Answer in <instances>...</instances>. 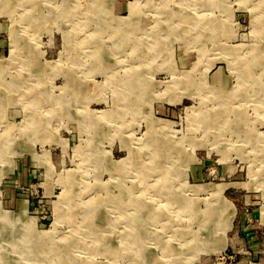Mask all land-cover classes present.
I'll return each instance as SVG.
<instances>
[{
	"label": "rangeland",
	"instance_id": "obj_1",
	"mask_svg": "<svg viewBox=\"0 0 264 264\" xmlns=\"http://www.w3.org/2000/svg\"><path fill=\"white\" fill-rule=\"evenodd\" d=\"M0 39V264H264V0H0Z\"/></svg>",
	"mask_w": 264,
	"mask_h": 264
},
{
	"label": "bare ground",
	"instance_id": "obj_2",
	"mask_svg": "<svg viewBox=\"0 0 264 264\" xmlns=\"http://www.w3.org/2000/svg\"><path fill=\"white\" fill-rule=\"evenodd\" d=\"M13 42V41H12ZM78 43V42H77ZM14 44V43H13ZM12 52H13V50H12ZM139 166H141V165H139ZM137 202V201H136ZM127 203V202H126ZM138 214V213H137ZM136 216V215H135ZM139 219V218H138ZM136 222V221H135ZM51 238V237H50ZM50 241V240H49ZM61 242V241H60ZM63 243V242H62ZM72 245V244H71ZM69 247V246H68ZM109 251V250H108ZM45 258V257H44ZM66 259V258H65Z\"/></svg>",
	"mask_w": 264,
	"mask_h": 264
},
{
	"label": "crops",
	"instance_id": "obj_3",
	"mask_svg": "<svg viewBox=\"0 0 264 264\" xmlns=\"http://www.w3.org/2000/svg\"><path fill=\"white\" fill-rule=\"evenodd\" d=\"M0 43H2L1 39H0Z\"/></svg>",
	"mask_w": 264,
	"mask_h": 264
}]
</instances>
